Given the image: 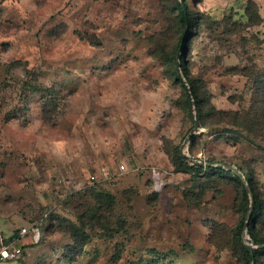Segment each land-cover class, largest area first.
Listing matches in <instances>:
<instances>
[{"label":"rangeland","instance_id":"374dc122","mask_svg":"<svg viewBox=\"0 0 264 264\" xmlns=\"http://www.w3.org/2000/svg\"><path fill=\"white\" fill-rule=\"evenodd\" d=\"M176 1L0 0V241L24 227L45 232L38 244L26 235L23 254L0 264H245L239 189L176 169L165 151L180 150L195 126L189 96L187 105L153 56L152 38L182 49L169 14ZM187 1L205 19L190 56L201 98L220 111L248 108L255 78L264 80V21L250 25L248 0ZM254 1L264 18V0ZM209 111L184 146L192 159L183 157L252 175L264 235V138ZM124 163L131 171L119 174ZM93 189L116 197L115 232L97 226L76 247L67 229L50 230L51 218L79 225Z\"/></svg>","mask_w":264,"mask_h":264},{"label":"trees","instance_id":"16d2710c","mask_svg":"<svg viewBox=\"0 0 264 264\" xmlns=\"http://www.w3.org/2000/svg\"><path fill=\"white\" fill-rule=\"evenodd\" d=\"M185 1L188 8L187 18L184 14L183 7L180 1L177 0L173 4L172 8L169 9V14L171 15V17H173L174 31L177 35H179V43L181 44V46L183 44L184 38L186 39L184 48L178 51L179 44H176V46L172 48V50H168L166 44H163L161 39L152 38L153 44L155 45L153 56L164 64L166 72L181 86L188 105V92L178 72V68L180 67L182 74L186 78V81L192 91L195 108L198 112L197 120L199 125H206L204 117L206 115V109L207 107H209L210 111L208 112V115L220 116L221 122L225 123L226 125L241 129L247 134H254L258 137L264 138V80L255 78L253 97L251 99L250 105L248 108L241 111H220L212 106L210 102L206 103L201 98L198 81L192 76L190 72V56L192 45L194 44L195 38L197 37V31L199 30L200 25L205 23V19L202 12L198 10L192 11L189 8L188 1ZM245 15L247 16L250 25L260 24L264 21V18L258 10V6L254 0H248L247 6L245 7ZM230 21H232L230 22L231 26H237L236 21H233L231 18ZM187 25L189 29L186 33ZM245 75L249 76L248 73ZM27 87L29 91L30 89H37L30 84H28ZM53 94L54 93L51 91L50 96L53 97ZM45 107H47V103L45 104ZM196 141V137H193L190 143L192 154L194 153ZM165 151L168 154L171 163L178 170L194 171L195 174H202L210 180H225L228 183L235 185V187L239 189V209L242 212L243 216L248 213L250 208L249 193L241 178L235 175L234 172L230 170L228 171L224 168L213 166V164L216 163L215 160L210 161L212 162V164L206 166L205 168L201 164H195L194 166H192L190 165V161L181 155L179 146L174 144L167 145ZM237 169L242 172V169L240 167H237ZM242 173L247 179L254 194V211L253 216L251 217L249 222V234L256 245L264 244V235H262L257 229L258 219L263 210V199L261 198L259 192L257 191V188L254 185L255 178L250 174L244 172ZM91 191L93 193L92 198L94 199V206H92V204L80 206V208L82 207L84 209V212H82V214H79V212L76 215L79 225L75 224L67 218H61L60 216H53L51 218L52 223L50 224V230H55L57 226L63 229H67L70 235L74 238V245L76 247H78L79 245L85 246L90 240V236L89 234H87V231H90L97 226H99V228L103 230H111L115 232L114 228L110 229L108 223L111 215L115 211L116 197L113 194L104 191L97 193L95 192V189ZM239 226L243 228L244 222L242 221ZM39 228L41 236L36 244L42 242L45 237V232L40 226ZM19 235L12 236L10 239H8V241L19 237ZM26 247L27 246H22L23 252L25 251ZM240 250L243 255L245 264H264V248L250 250L247 248V246H245L243 242H241Z\"/></svg>","mask_w":264,"mask_h":264},{"label":"water","instance_id":"95a60500","mask_svg":"<svg viewBox=\"0 0 264 264\" xmlns=\"http://www.w3.org/2000/svg\"><path fill=\"white\" fill-rule=\"evenodd\" d=\"M180 2L182 4L184 14H185V16L187 18L188 8H187L186 1L185 0H180ZM188 29H189V27L187 25L186 33L188 32ZM185 44H186V39L184 38L183 44H182V49L184 48ZM178 72H179V76H180L181 80L183 81V84H184V86H185V88L187 89V92H188L189 102H190V109H191L192 118H193L194 125H195L194 128L192 129V131L190 132L188 138L185 140L183 146H181L180 152H181L182 156H184L186 158H189V159H192V156H190L189 154H187L184 151V146H185V144H187L189 142L191 137L194 134H196V130L199 128V123H198V120H197V118L195 116V104H194V98H193V95H192L191 88L188 85V83L186 81V78L182 74V71H181L180 67L178 68ZM213 166H216V167H219V168H224V169H227V170H230V171L234 172V174L239 176L241 178L242 182L244 183V185H245V187H246V189H247V191L249 193V196H250V208H249V211L247 213V216H246V219H245V222H244V226L247 229L248 234H249V222H250L251 216L253 214V210H254V194L252 192V189H251L247 179L245 178L244 174L237 169V167H235V166H233L231 164H228V163H215V164H213ZM244 244L250 250H256V249H259V248H264V244L256 245L254 243V241L250 237L246 238V241L244 242Z\"/></svg>","mask_w":264,"mask_h":264},{"label":"built area","instance_id":"2783aa9c","mask_svg":"<svg viewBox=\"0 0 264 264\" xmlns=\"http://www.w3.org/2000/svg\"><path fill=\"white\" fill-rule=\"evenodd\" d=\"M131 171L126 163L120 166L119 174H123ZM104 180L111 179L109 173L104 170ZM154 176L158 177L159 173L154 171ZM92 180H97V176H92ZM155 183H159L157 179H154ZM26 235H30L34 242H38L41 236L40 229L38 226H32L31 228L24 227L21 229L19 237L12 239L11 241L5 242L4 239L0 241V261H15L23 254V248L21 245L22 238Z\"/></svg>","mask_w":264,"mask_h":264}]
</instances>
